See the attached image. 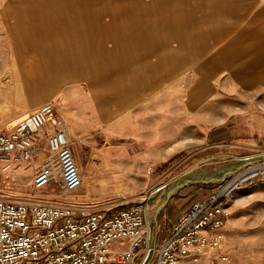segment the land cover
<instances>
[{"label": "rangeland", "instance_id": "374dc122", "mask_svg": "<svg viewBox=\"0 0 264 264\" xmlns=\"http://www.w3.org/2000/svg\"><path fill=\"white\" fill-rule=\"evenodd\" d=\"M219 1L0 0V132L10 130L18 119L24 116L22 101L27 98L26 92H29V88L34 90L36 86L38 89L46 87L50 84L49 79L56 76L53 72L57 74V68L62 69L65 65L67 68V64L64 63L73 65L72 61L83 60L84 55L86 67L96 70L98 65L96 62L93 63L94 59L91 57L100 53L108 54L116 62L113 68L111 64L107 66V71H110L103 77L90 73L86 77L72 80L64 73L65 77L58 88L49 93L46 91L45 100L42 102L55 101L59 115L65 116L67 109H77L69 105V99L71 97L77 99L79 96L87 99L86 108L91 116L93 98H101L105 102L109 99L108 89L113 86L112 93L117 90L115 77L125 82L124 74L115 72L120 67L125 68L124 59L121 55L116 57V53H186L195 50L197 42L210 38L212 20L215 19L219 24L232 21L226 16L230 15L231 11L221 9L222 4ZM257 1L258 5L254 6V10L250 7L246 10L244 22L236 28L235 42H225L221 45V49L226 52L220 53L214 67L212 53H205L196 66L192 65L164 89L128 110L129 113L139 112L147 117L154 115L160 110L149 103L153 99L166 97L172 110L171 136L166 137L162 143L158 142L156 146L157 150L172 147V157L162 161L156 168V164L149 158L152 155L153 144L142 142L154 132L153 122L149 117L144 118L140 123L143 126L139 138L141 143L139 146H133L136 152L133 154L134 159L139 158V161H133V165L140 168L126 170L124 173L121 170L109 171V178L114 179L113 181L117 182L123 177V181L126 179L129 183L124 185L121 181L119 184L105 186L103 195L90 199L115 203L123 199L130 202L145 200L150 203L148 218L152 223L157 207L165 197L166 184H171L192 171L211 170L230 165L246 156L260 155L261 157L253 164L245 166L257 169L249 174L243 186L228 198L231 215L224 228L226 240L223 250L218 253L219 264H264V0H252L253 3ZM21 12L29 15H23ZM21 16L30 18L29 23L24 19L23 21L26 26L29 24L37 35L36 41L29 43H42L47 51L45 55L39 54L35 51L37 46L28 53L20 51L22 54L20 60L23 61L19 66L25 68L20 74L22 78L27 77L29 80L28 85L23 84V94L18 98L14 94L18 70L15 68V62L18 61V57L14 51L15 40L11 36V28L18 25ZM206 21L208 28L203 25ZM59 25L64 28L67 35V31L70 34L77 33L75 38L77 45L84 44V48L88 47L90 51L85 54L78 53L80 56L77 53H52V41ZM38 34L43 36L42 40ZM80 34L86 38H81ZM230 43L235 44V47H228ZM25 44L26 42L21 41L18 47H24ZM35 58L40 60L38 66L30 63ZM129 60L131 57L125 58V62ZM139 61L141 65L145 63L142 57ZM48 65L51 66L50 69ZM7 67L11 68L13 74L11 73L12 76L10 75L5 82L13 93L6 96L2 77ZM91 77L94 81H91ZM197 82L205 88V96L201 103L192 104L189 101V92ZM213 106H216L220 123L217 120H210L208 112ZM100 110L103 113L104 105L100 106ZM200 110L204 112L203 120L195 118ZM115 112L120 113L119 110ZM167 113L170 114V111ZM179 116L184 119L180 120ZM215 124H220L223 128L220 139L214 146L196 151L195 149L204 143L205 145L212 143L207 134L209 129L216 127ZM100 131H103V127L88 130L89 134L97 137ZM72 148L84 181L85 174L89 172L83 168L88 161V155L82 152V146ZM30 178V172L28 174L21 169L16 173L0 169V194L20 197L28 191ZM216 183L218 182L190 183L173 194L170 202L168 201L169 206L159 212L153 225L155 253L158 244L171 230V223L175 222L179 211L183 210L187 202L204 196L206 188ZM83 187L85 188V182L80 190H83ZM50 188L55 189L56 185ZM89 188L94 187L89 185ZM78 196L80 199L81 195ZM114 246L117 247L118 243L116 242ZM223 255L224 259H221Z\"/></svg>", "mask_w": 264, "mask_h": 264}, {"label": "built area", "instance_id": "2783aa9c", "mask_svg": "<svg viewBox=\"0 0 264 264\" xmlns=\"http://www.w3.org/2000/svg\"><path fill=\"white\" fill-rule=\"evenodd\" d=\"M0 169L31 175L20 197L0 194V264H219L231 215L228 198L257 168L244 167L206 188L156 253L150 203L78 198L83 176L56 102L43 103L0 132Z\"/></svg>", "mask_w": 264, "mask_h": 264}, {"label": "crops", "instance_id": "0c3cea01", "mask_svg": "<svg viewBox=\"0 0 264 264\" xmlns=\"http://www.w3.org/2000/svg\"><path fill=\"white\" fill-rule=\"evenodd\" d=\"M219 2L220 4H222L221 9H228L229 11H231L230 15L226 16H229V19H231L232 21L230 23L228 21L219 24L215 21V19L212 20L213 24L211 23V25L213 26L211 28L212 31L210 38L203 39L202 42H197L195 50L186 53H116V57H120L121 55V57L124 59L125 68H123L124 66L122 68L120 67V69L115 70V72H120V74L122 75L124 74L123 80L125 82H122L117 79V77H115L114 83H116L117 90L115 93H112L111 88H113V86L108 89L107 98L109 99L107 101L104 102V100H102L101 98V100L93 98V102L91 104L93 108L91 111L93 114L90 116V111L86 108V98L82 99L78 96L77 99L75 97H71L69 99V105L76 107L77 109H67V114L65 116H62L66 122L71 145L74 148L82 146V152L88 155V161L85 163L86 165H83V162L81 161L82 165L84 166L83 168L89 171L85 174L84 177L85 188L83 187V190L78 191L79 195H81L83 199H91L103 195L105 192L103 187L105 186L111 184H119L121 183V181L124 185L129 183V180L126 181L125 179L123 181V177H120L117 182L113 181L114 179L109 178V171L121 170L123 171L122 173H124V171L126 170L140 168V166L138 165H133V161H139V158L134 159L133 154L136 152L133 146H139V143H141L139 138L140 135H142L141 129L143 128V126H141L140 123L144 121V118L149 117L153 122L152 129L154 132L150 134V136L145 141L142 142H145L149 145L151 143L153 144V150L151 151L152 155H150L149 158L154 162V164H156V168L162 161L170 159L172 157V147L168 149L157 150L156 146L158 142L162 143L166 137L171 136L170 129L173 121L171 115L172 110H170V103L167 102L166 97L153 99L151 103H149L150 106H156V108L160 110L154 115L152 114L147 117V115L141 114L139 112L129 113L128 110L134 108L135 106H138L140 103H142V101L149 99V97L157 93L159 90L164 89L171 83V81L176 79L178 75L185 72L192 65L196 66L199 59L203 57L205 53H212V65L214 67L215 62L217 61L216 59H219L220 57V53L226 52L221 49V45L225 42H235L234 33L236 32V28L240 27L244 22L246 10L249 7L251 10H254V6L258 5V1L253 3L252 0H220ZM17 4L20 5L19 3ZM20 8L25 9L24 7ZM21 14L29 15V13L22 12ZM23 19L24 21H27V23H29L30 18H23L21 16V18L18 19V25L11 28V36L15 40V53H20V51L22 50L28 53V51L34 50V47L36 46L37 49H35V51L39 53H45L47 50H45L46 48H44V44H38L37 42H35V44L29 43L32 41H36L37 35L35 31L32 30V27L29 26V24L28 26L25 25ZM203 25L208 28V21H206V23H204ZM56 31L57 34L54 35V39L52 41V50H54L52 51V53H88L89 49L88 47L87 49L84 48V44V46L82 44L77 45L76 40H74V38H76L75 34H70L67 31L68 36L67 38H65V35L67 34L65 33L64 28L62 29L60 25L58 26ZM40 34H38V36ZM69 36H72V38ZM40 37L42 40L43 36L40 35ZM82 37L83 36H81V38ZM69 38V42H66ZM21 41H23L24 43L26 42V44L24 45L25 48L23 46L21 48L18 47ZM65 43H67V45ZM233 46L235 47V44L233 43H230V45H228V47ZM79 47L82 48L81 51ZM26 53L25 56H27ZM84 57L83 60L81 59L76 62L72 61V63L74 64L67 66V72L65 67L64 69L62 68V72H60L61 69L59 68V72L57 70L58 78L60 77L61 73L62 75H64V73L69 74V71L71 73L69 74V76L71 78L73 77L72 80H74L75 78L80 79L82 75L86 77V75H90V73L94 74L95 76L98 75L100 77H103L110 71H107V66L111 64L113 68V63L116 62L113 61L112 56L100 53L98 55H95V57H91L92 59H94L93 63L96 62L99 68H97L96 70H92L86 67V64L84 63ZM126 57H131V60H129V62H125ZM140 57L145 59V63H143L142 65L139 61ZM89 62H91L90 59ZM127 66L128 68H126ZM127 69L130 70L128 71ZM57 76L55 78L53 76L50 84H48L46 87H40L38 89V87L36 86V89L34 90H31L29 88V92H26L27 98L22 101L24 102V106L22 107L24 108V116L28 112L43 104L42 102L45 100L47 93L46 91H48L49 93L50 91L56 90L58 88L59 84L63 81V78L65 76L60 77L61 79H57ZM90 79L91 81H94L93 77H91ZM204 96L205 88L197 82L193 86V89L189 92V101L192 104L201 103ZM103 97L106 98L105 95H103ZM103 105L104 111L102 113L100 110V106ZM215 107L216 106H213L211 111L208 112L210 114V120H217V122L220 123L218 111H216ZM118 110L120 111V113L115 112ZM168 111H170V114L167 113ZM203 117L204 112L200 110L199 114L196 115L195 118H200L203 120ZM179 119L182 120L184 118L179 116ZM215 126L216 127L209 129V133L207 134L212 143H209L207 145H205L204 143L202 146H200V148L195 149L196 151L212 145L214 146L215 142L220 139V137L222 136L221 132L223 128L220 127V124H215ZM99 127H103V131L99 132L98 137L89 134L88 130L90 128L99 129ZM166 129H168V131H166ZM89 185H92V187L94 188L90 189ZM194 200L195 198L187 202L188 204H186L183 210L179 211L177 219ZM169 202L166 206H169ZM177 219L175 220V222L177 221ZM175 222L171 223V227ZM166 237L167 236H165V238Z\"/></svg>", "mask_w": 264, "mask_h": 264}, {"label": "water", "instance_id": "95a60500", "mask_svg": "<svg viewBox=\"0 0 264 264\" xmlns=\"http://www.w3.org/2000/svg\"><path fill=\"white\" fill-rule=\"evenodd\" d=\"M241 160L242 159H239L230 165H225L223 167H219V168H215V169H211V170L192 171V172L185 174L184 176H182L178 180L174 181V183H171V186H173L175 184L174 188H173L174 190H172L169 194H167L165 201H163V203L159 207H157L156 213H155L154 217L152 218V226L156 222L159 212L167 205L169 199L173 196V194H175L177 191H179L185 185H189L190 183H196V182H201V183L219 182V181L223 180L224 178H226L227 176H229V175L233 174L234 172L240 170V168L242 166ZM254 162L253 161L247 162L244 165V167L249 165V164H253ZM153 242H156L155 238H154Z\"/></svg>", "mask_w": 264, "mask_h": 264}, {"label": "bare ground", "instance_id": "6f19581e", "mask_svg": "<svg viewBox=\"0 0 264 264\" xmlns=\"http://www.w3.org/2000/svg\"><path fill=\"white\" fill-rule=\"evenodd\" d=\"M51 18V17H50ZM53 22V21H52ZM62 27V26H61ZM77 30V29H76ZM83 31V30H82ZM85 31V30H84ZM83 31V32H84ZM80 32V31H79ZM48 33V32H47ZM63 33V32H62ZM70 33V32H69ZM86 33V32H85ZM84 34V33H83ZM82 34V36L84 37L85 35H83ZM76 35H77V33H76ZM79 35V34H78ZM81 35V34H80ZM87 36H88V34H86ZM68 36V35H67ZM69 37H72V36H69ZM76 37V36H75ZM89 37V36H88ZM65 38H67V37H65ZM84 38H86V37H84ZM88 39V38H87ZM68 41L67 42H69V40H70V38L69 39H67ZM74 40H75V38H74ZM89 40V39H88ZM65 42V41H64ZM63 42V43H64ZM74 43V42H73ZM58 44V43H57ZM60 44V43H59ZM65 44H67V43H65ZM74 45H76V44H74ZM58 46V45H57ZM65 46V45H64ZM67 47V46H66ZM65 47V48H66ZM64 48V49H65ZM80 48V47H79ZM82 49V48H81ZM81 49H80V51H81ZM54 51V50H53ZM75 51V50H74ZM88 51H90V50H88ZM64 52H65V50H64ZM81 53V52H80ZM83 53V52H82ZM39 54H41V53H39ZM46 53H44V55H45ZM65 54V53H64ZM78 54V53H77ZM55 54H53V56H54ZM79 56H80V54H78ZM84 55V54H83ZM50 56V55H49ZM17 57H18V61L17 62H15V64H16V66H15V68H16V83H15V91H14V94H16L17 95V97L18 98H20L21 97V95L23 94V89H24V87H22L23 86V84H26V85H28V80L29 79H27V77H23L22 78V74H20V72H21V70H25V68L24 67H20L19 65H20V62H22L21 60H20V58H22V54L21 53H17ZM84 57V56H83ZM81 58V57H80ZM57 59V58H56ZM26 60H27V58H26ZM55 60V59H54ZM70 60V62H71V59H69ZM68 60V61H69ZM40 63V60H37L36 58H35V60L34 61H32V62H30L31 64H33V65H36V66H38L37 65V63ZM67 62V61H66ZM14 63V62H13ZM49 63V62H48ZM63 63V62H62ZM115 63V62H114ZM113 63V64H114ZM64 64H67V66H68V63H64ZM57 65H58V63H57ZM70 65V64H69ZM32 66V65H31ZM9 67V66H8ZM7 67V68H8ZM18 67V68H17ZM48 67H49V65H48ZM55 67H57V66H55ZM59 67V66H58ZM61 67H63V66H61ZM51 68V66L49 67V69ZM69 68V67H68ZM58 69V72H59V68H57ZM63 69H64V67H63ZM65 69H66V65H65ZM52 70H54L53 68H52ZM67 70L68 69H66V72H67ZM65 71V70H64ZM50 72L52 73V71L50 70ZM60 72H62V69H61V71ZM11 73H12V71H11V68H8L6 71H5V73H4V75H3V77H2V83H3V85H4V95H8L9 93H13V91H12V89H10V87H9V85L5 82L7 79H9V77H10V75H11ZM69 74H71L70 73V71L68 72ZM13 74V73H12ZM53 74L55 75L56 73L55 72H53ZM69 74H67V75H69ZM58 74H56V76H57ZM59 75H60V73H59ZM61 75H62V73H61ZM12 76V75H11ZM53 76V75H52ZM56 76H54V78L56 77ZM65 76V75H64ZM83 77H84V75H82ZM81 76V77H82ZM67 77V76H66ZM15 78V77H14ZM69 78V77H68ZM73 78V77H72ZM57 79H59L58 78V76H57ZM61 79V78H60ZM77 78H75L74 80H76ZM38 80H40V78L38 79ZM50 81H51V78L49 79ZM66 80V79H65ZM49 81V82H50ZM54 81H56V80H54ZM59 81V80H58ZM62 81V80H61ZM68 81H69V79H68ZM36 81L34 80V83H35ZM55 83V82H54ZM2 86V85H1ZM29 88V87H28ZM0 90H1V88H0ZM1 93V92H0ZM2 96V95H1ZM13 96V95H12ZM259 157H261L260 155H255V156H246V157H243V158H241L242 160H241V168L240 169H242L243 167H244V165L247 163V162H251V161H256ZM174 183V182H173ZM175 185V184H174ZM174 185L173 186H171V184H166L165 186H167L166 187V194H165V197H164V199H163V201H165V199H166V197H167V194H169L172 190H174L173 188H174ZM152 201V200H151ZM163 201H162V203H163ZM161 203V204H162ZM160 204V205H161ZM159 205V206H160ZM154 240V239H153Z\"/></svg>", "mask_w": 264, "mask_h": 264}]
</instances>
